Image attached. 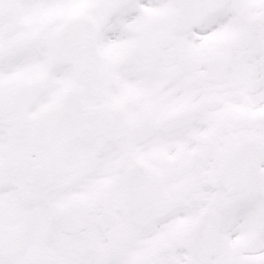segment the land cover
Masks as SVG:
<instances>
[{
    "label": "snow or ice",
    "instance_id": "obj_1",
    "mask_svg": "<svg viewBox=\"0 0 264 264\" xmlns=\"http://www.w3.org/2000/svg\"><path fill=\"white\" fill-rule=\"evenodd\" d=\"M0 264H264V0H0Z\"/></svg>",
    "mask_w": 264,
    "mask_h": 264
}]
</instances>
